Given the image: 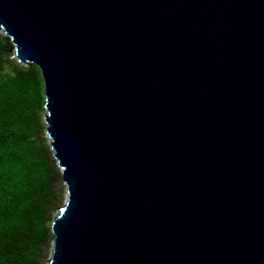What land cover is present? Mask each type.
<instances>
[{
    "label": "water",
    "instance_id": "1",
    "mask_svg": "<svg viewBox=\"0 0 264 264\" xmlns=\"http://www.w3.org/2000/svg\"><path fill=\"white\" fill-rule=\"evenodd\" d=\"M0 31L66 184L49 264H264V0H0Z\"/></svg>",
    "mask_w": 264,
    "mask_h": 264
},
{
    "label": "trees",
    "instance_id": "2",
    "mask_svg": "<svg viewBox=\"0 0 264 264\" xmlns=\"http://www.w3.org/2000/svg\"><path fill=\"white\" fill-rule=\"evenodd\" d=\"M11 50L0 34V264H46L59 174L41 136L44 80L35 64L12 66Z\"/></svg>",
    "mask_w": 264,
    "mask_h": 264
},
{
    "label": "rangeland",
    "instance_id": "3",
    "mask_svg": "<svg viewBox=\"0 0 264 264\" xmlns=\"http://www.w3.org/2000/svg\"><path fill=\"white\" fill-rule=\"evenodd\" d=\"M0 34L1 35H4L3 31H0ZM10 59H11V64L12 66H20V67H24L25 65L21 64L17 57H16V54L14 53V50H13V43H12V50H11V53H10ZM8 70H11V68L9 67ZM45 109L42 113V122L45 124V126L47 125L46 122H45ZM41 136L45 139L46 141V144L48 145V148H49V151L51 153V156H52V159L55 163V169L56 171L58 172L59 174V177L54 185V189L56 191V199H55V202L53 203V206H52V209L49 211V214H48V222H47V225L50 227L51 226V222H53L55 216L57 215V213L59 212L61 206L65 203V199H67V189H66V184L65 182L63 181L62 179V175H61V168L58 166V163L57 161L54 159V155H53V150L50 146V138L46 132V127L44 128L43 130V133L41 134ZM54 236V235H53ZM52 246H53V238L52 240H49L48 243H46V245L43 246V251H42V254L40 255V259L41 260H44V262L46 264H48V261L50 259V256H51V253H52Z\"/></svg>",
    "mask_w": 264,
    "mask_h": 264
},
{
    "label": "bare ground",
    "instance_id": "4",
    "mask_svg": "<svg viewBox=\"0 0 264 264\" xmlns=\"http://www.w3.org/2000/svg\"><path fill=\"white\" fill-rule=\"evenodd\" d=\"M62 207V206H61Z\"/></svg>",
    "mask_w": 264,
    "mask_h": 264
}]
</instances>
